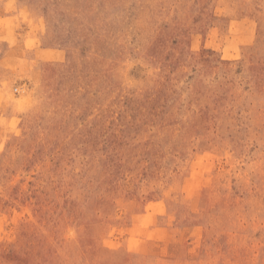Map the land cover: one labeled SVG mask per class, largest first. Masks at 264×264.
<instances>
[{"label":"rangeland","instance_id":"1","mask_svg":"<svg viewBox=\"0 0 264 264\" xmlns=\"http://www.w3.org/2000/svg\"><path fill=\"white\" fill-rule=\"evenodd\" d=\"M0 264H264V0H0Z\"/></svg>","mask_w":264,"mask_h":264}]
</instances>
